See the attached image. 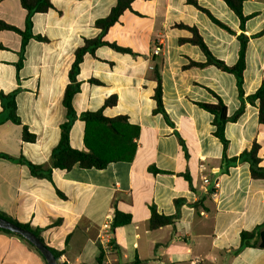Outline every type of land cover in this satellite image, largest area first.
I'll list each match as a JSON object with an SVG mask.
<instances>
[{"label":"crops","instance_id":"0c3cea01","mask_svg":"<svg viewBox=\"0 0 264 264\" xmlns=\"http://www.w3.org/2000/svg\"><path fill=\"white\" fill-rule=\"evenodd\" d=\"M50 1L47 12L32 16L31 33L42 39L29 40L20 69L22 37L0 30V93H15L22 121H4L0 101V154L12 158L0 156V212L38 230L48 247L62 253V264H96L100 248L107 264L136 259L144 264H264V249L241 248L242 232L264 227V180L251 177L247 162L224 169V147L214 135L213 115L197 104H217V95L228 116L234 115L241 106L236 78L212 65L185 68L190 61L205 63L207 57L198 46L180 42L193 35L179 27L197 29L213 56L227 66L238 62L237 36L250 38L243 85L248 97L264 81V35L254 37L264 30V0H244L243 13L252 18L243 30L223 0H194L235 34L188 0H135L105 35L106 41L134 54L100 46L95 55L84 56L80 91L73 99L78 119L70 132L71 146L87 151L81 114L102 109L107 118L126 117L117 127L124 133L123 144L136 145L133 160L113 162L103 170L54 169L48 180L34 177L19 160L51 166L66 121L63 98L75 52L85 39L101 33L96 21L117 3ZM26 17L19 0H0V21L25 31ZM155 46L161 47L160 55H154ZM157 65L163 108L171 123L157 112ZM112 97L116 103L106 107ZM258 115L257 106L246 101L243 115L227 123L228 158L257 142L264 167V126ZM23 126L36 136L35 142L23 140ZM95 129L90 144L109 149L111 139L98 138ZM153 206L159 214H177L175 225L151 230ZM115 209L132 220L112 233L117 246L113 251L106 250L109 238L103 226L112 225ZM0 264L47 263L24 240L0 232Z\"/></svg>","mask_w":264,"mask_h":264},{"label":"trees","instance_id":"16d2710c","mask_svg":"<svg viewBox=\"0 0 264 264\" xmlns=\"http://www.w3.org/2000/svg\"><path fill=\"white\" fill-rule=\"evenodd\" d=\"M22 7L27 11L26 17V29L25 31H21L20 29L8 25L5 22L0 21V30H9L18 33L22 37V47H21V60L20 63L17 65V68L20 69L22 65V59L24 53L26 51L27 44L30 39H42L39 36H34L31 33L32 27V16L36 13H45L51 7L50 0H19ZM135 0H117L116 5L112 8L110 14L103 18L96 21V27L100 29L101 33L92 39H85L83 46L78 48L75 52V60L72 64V67L69 72V84L65 89L64 98H63V105L66 109V121L61 125V134L60 140L56 148L53 150L51 155V166L45 167L40 165H34L31 162L21 158L19 161L24 163L28 166L30 173L34 177L38 178H45L51 180L52 173L54 169L70 171L75 166H78L82 169H97L103 170L107 168L110 163L119 162V161H126L131 162L133 160L136 145L132 144L131 146H126L122 143L121 137L124 136V133L117 127L119 122H127L126 117H118V118H107L103 115V110H99L97 112H86L81 114L80 118L82 121L86 123V137H85V144L87 147V151H80L74 149L70 144V132L75 123L78 119V115L73 107V99L76 94L80 91V82L78 81V75L80 72V66L83 62L84 56L86 54L95 55L97 48L100 46H108L120 53L125 54H134L131 49L120 47L115 43H110L105 40V35L108 30L113 27L120 19L122 14L131 9V5ZM191 4L195 5L198 9L202 12L207 14V16L218 26L223 29H226L232 34H235L231 31L225 24L220 22L216 19L207 9L202 8L198 5V3L194 0H188ZM227 6L237 15V17L241 21V28L242 30L245 27V23L252 18V16H245L243 13V2L244 0H223ZM181 28L188 29L192 33V37L188 39H181V43H191L193 45L198 46L202 52L207 57V61L205 63H196L190 61L185 68L190 67H205V66H215L217 69H220L226 73L232 74L236 78L237 88L239 92V97L241 100L240 108L234 113L232 116H228L227 107L222 101L220 97H217L218 103L217 104H205V103H197L202 109L207 111L208 113L213 115V125L215 126L214 135L222 142L224 147V156H223V167L226 171H229L231 167L236 166L240 162H247L250 167L251 177L253 179H262L264 180V167L261 166V157L260 153V145L257 142H254L251 149L243 151L240 155L232 158H228L226 155V149L228 147V140L225 136V127L229 122H236L244 113L245 111V102L248 101L251 105L257 106L259 115V124L264 126V81L262 82L261 86L258 90L248 96L245 97L243 85H244V72L246 68V53H247V45L249 43L250 38L245 34L241 33L237 36L240 42V50H239V59L238 62L234 66H227L223 61L218 60L213 56L210 52L209 48L203 41V38L200 36L199 32L195 28H190L185 25H179ZM264 35V30L261 31L259 34L254 35V37ZM154 77L158 83L156 89V100L158 104L157 112L162 113L167 122L171 123L164 108L162 102V83H161V71L160 67L157 65L153 68ZM94 83H99L98 81L92 80ZM0 101L3 108L2 114L4 121H11L17 125H22L21 118L17 112V102H16V95L15 93L12 94H4L0 93ZM116 103V97H112L106 101L105 106H112ZM97 127L98 131V138L99 137H106L111 139V147L109 149L99 150L94 148L90 144L89 136L92 134V131L95 132ZM137 134H135L136 136ZM23 140L26 142H35L36 136L31 134L28 130L27 126H23ZM182 142V141H181ZM2 158L12 160V158L8 155L0 154ZM152 172L157 173L158 170L155 168L151 169ZM176 204L180 208V204L176 201ZM151 218H150V229L156 230L161 227L165 226H174L176 223V219L178 215L167 216L163 214H159L156 208L153 206L151 208ZM0 217L7 219L18 225L21 228L28 229L34 232L41 240L39 231L32 230L30 226L18 223L15 220L7 217L3 213L0 212ZM132 217L130 214H125L120 212L119 210L115 209L114 219L112 222V231L114 232L117 228L126 226L131 223ZM0 232H5L11 235H15L20 239L27 242L31 247L35 248L30 242L25 240L23 237L13 234L9 231H5L0 229ZM43 241V240H42ZM112 247L114 250H117V246L113 241ZM255 247L264 249V227H258L254 231L248 232L244 231L241 233V248L244 247ZM36 249V248H35ZM49 249L53 252L56 256L58 262L61 256V252L50 248ZM37 250V249H36ZM38 251V250H37ZM59 264H62L59 262ZM96 264H107L105 262V252L104 249L100 248V253L97 258ZM128 264H144L139 259H136L134 262Z\"/></svg>","mask_w":264,"mask_h":264},{"label":"water","instance_id":"95a60500","mask_svg":"<svg viewBox=\"0 0 264 264\" xmlns=\"http://www.w3.org/2000/svg\"><path fill=\"white\" fill-rule=\"evenodd\" d=\"M0 229L19 235L30 242L41 253L47 264H59L53 252L34 232L21 228L2 217H0Z\"/></svg>","mask_w":264,"mask_h":264},{"label":"built area","instance_id":"2783aa9c","mask_svg":"<svg viewBox=\"0 0 264 264\" xmlns=\"http://www.w3.org/2000/svg\"><path fill=\"white\" fill-rule=\"evenodd\" d=\"M160 53H161V47H159V46H155L154 47V55L155 56H157V55H160ZM210 182V180H209V178H207V177H205L204 178V183L205 184H208ZM215 186L217 187V184H215ZM103 229L106 231V233H105V235H108V236H106V237H108L109 239H108V241H107V247H106V250H113L114 251V249H113V247H112V241H111V236H112V233H113V231H112V225H110V223L108 222V223H105L104 224V226H103ZM105 237V236H104ZM102 240V239H101ZM105 250V249H104ZM105 252V251H104Z\"/></svg>","mask_w":264,"mask_h":264}]
</instances>
